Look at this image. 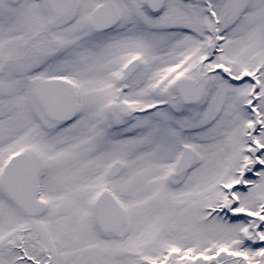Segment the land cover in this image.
Wrapping results in <instances>:
<instances>
[{"label":"snow or ice","instance_id":"6c2138e0","mask_svg":"<svg viewBox=\"0 0 264 264\" xmlns=\"http://www.w3.org/2000/svg\"><path fill=\"white\" fill-rule=\"evenodd\" d=\"M0 264H264V0H0Z\"/></svg>","mask_w":264,"mask_h":264}]
</instances>
